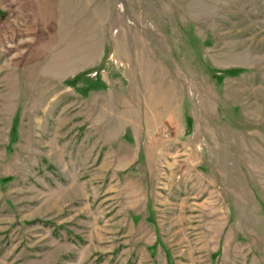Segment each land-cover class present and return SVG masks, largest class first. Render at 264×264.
<instances>
[{
  "label": "rangeland",
  "instance_id": "1",
  "mask_svg": "<svg viewBox=\"0 0 264 264\" xmlns=\"http://www.w3.org/2000/svg\"><path fill=\"white\" fill-rule=\"evenodd\" d=\"M0 264H264V0H0Z\"/></svg>",
  "mask_w": 264,
  "mask_h": 264
}]
</instances>
